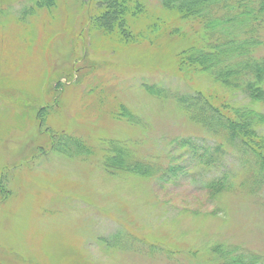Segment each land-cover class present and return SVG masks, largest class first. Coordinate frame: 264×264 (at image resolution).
<instances>
[{"label": "rangeland", "instance_id": "rangeland-1", "mask_svg": "<svg viewBox=\"0 0 264 264\" xmlns=\"http://www.w3.org/2000/svg\"><path fill=\"white\" fill-rule=\"evenodd\" d=\"M35 1L0 0V264H188L215 242L236 239L264 254L256 195L215 196L186 174L161 182L101 166L105 138L138 142L136 154L182 164L171 139L208 136L173 100L141 87L188 84L215 94L214 83L177 68V52L190 40L175 32L178 15L158 0H139L141 21L159 28L123 42L90 28L79 0ZM123 106L139 125L113 115ZM68 133L93 152L65 153Z\"/></svg>", "mask_w": 264, "mask_h": 264}, {"label": "trees", "instance_id": "trees-1", "mask_svg": "<svg viewBox=\"0 0 264 264\" xmlns=\"http://www.w3.org/2000/svg\"><path fill=\"white\" fill-rule=\"evenodd\" d=\"M79 1L83 12L88 7L90 28L115 35L120 41L134 42L159 28L158 23L141 21L145 6L139 0ZM158 1L163 10L178 15L180 26L175 32L190 36L188 44L177 52V68L186 76L214 83L215 94L188 84L189 90L180 91L147 81L141 83L142 90L152 98L173 100L186 118L212 139H171L172 150H183L178 156L183 157L182 164H166L136 154L138 142L105 138L102 168L115 175L157 176L161 182L186 174L191 180L200 179L202 188L214 189L215 196L231 191L256 195L264 208V0ZM35 2L39 6L54 4V0ZM235 93H242L245 99L227 100V94L233 97ZM216 100H220L218 105ZM113 115L132 125L140 123L139 116L125 106ZM66 139L62 149L70 156H86L94 150L73 135ZM228 157L237 164L230 163ZM241 241L215 242L206 254L203 251L204 255L188 264H264V254ZM139 246L146 247L143 242Z\"/></svg>", "mask_w": 264, "mask_h": 264}]
</instances>
